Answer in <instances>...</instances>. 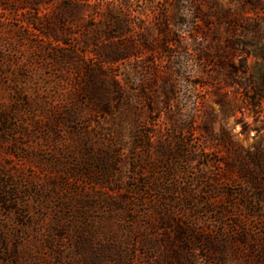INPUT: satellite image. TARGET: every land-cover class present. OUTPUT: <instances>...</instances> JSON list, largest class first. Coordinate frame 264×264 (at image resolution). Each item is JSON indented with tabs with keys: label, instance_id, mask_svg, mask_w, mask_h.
<instances>
[{
	"label": "rangeland",
	"instance_id": "obj_1",
	"mask_svg": "<svg viewBox=\"0 0 264 264\" xmlns=\"http://www.w3.org/2000/svg\"><path fill=\"white\" fill-rule=\"evenodd\" d=\"M185 1L201 33L188 70L181 59L145 54L118 66L133 71L127 96L138 100L140 128L104 115L91 75L107 6L121 0H81L64 44L50 35L53 6L38 13L34 0L0 1V189L11 194L0 208V264H170L172 248H184L178 224L208 237L222 230L224 264H264V173L262 185L254 177L264 172V0ZM130 4L128 40L140 47L142 28L157 37L176 0ZM173 30L192 36L180 23ZM228 43L251 54L237 85L219 54L198 60ZM82 52L87 60L74 55ZM206 128L227 129L232 142L208 140ZM211 190L213 210L231 201L261 213L215 218L205 205ZM208 237L193 245L203 264H215Z\"/></svg>",
	"mask_w": 264,
	"mask_h": 264
},
{
	"label": "trees",
	"instance_id": "obj_2",
	"mask_svg": "<svg viewBox=\"0 0 264 264\" xmlns=\"http://www.w3.org/2000/svg\"><path fill=\"white\" fill-rule=\"evenodd\" d=\"M121 2L122 3L119 7H116V5L113 4H108L107 6V14L105 17L106 24L102 32L103 35H101L102 38H104V43H102L99 50L100 62L91 70V75L95 78V85H99L104 91V96L101 98L102 100L98 102L99 108L104 115L111 119L121 121V125L128 121L129 123H133L137 128H140L137 113L138 100L132 102L127 96L128 82L133 71L129 68L128 70H125L123 74H120L118 72V66L124 62H131L138 57L139 54H145L148 56H154L155 63L158 58L161 59L166 56L170 58L171 63H174L175 58L181 59V61H185L180 62L181 66L185 70H188L189 61H195L194 57L196 53L197 55L198 53H201V50L196 49L197 46L195 45L196 41L201 39V33L194 27L198 19L197 12L191 5L183 6L184 3H186L185 0H176L174 8L161 20L159 37L157 36L153 38L148 34V31L144 30L145 28H142L143 34L141 36V44L140 47H138L136 44L128 40V36L133 29L131 14L129 11L131 0H121ZM42 3L51 5L56 10V20L49 24L50 35L54 41L64 44V41H67V38L70 36L64 31L73 24V20H71L72 18L70 17L73 10L76 8H82L83 4L81 3V0H34V7L38 13L40 12ZM0 5L2 6L3 4ZM228 17V13H224V18L228 19ZM175 23H180L182 27H189L192 36L188 38L186 35L182 34V32L173 30ZM190 40L195 45V48L194 45H190ZM189 46L190 48H193L192 51H194L195 55L190 53L188 49ZM242 46L244 48L247 47L245 44H242ZM173 47L177 49V51H175V49L172 51ZM244 48L239 50L236 45L231 43H228L226 47L221 46L219 49L215 50L205 48L204 52L201 54V58L198 60L212 62L215 54H219L217 57L218 61L230 64L228 67H225L229 73L228 79H231V81L237 85L236 78H238L241 73L245 74L248 71V62L246 58L251 54L244 51ZM74 55H77L82 60H87L90 56V52L76 53ZM235 58H240V60H242L241 65L236 66L233 63ZM155 63L152 62L150 65L153 73H155L157 69L154 66ZM169 72V75L172 76V70ZM165 87H167V92H164V95L169 97V95H172L174 86L173 89L170 88V82L167 80L165 81ZM145 90H147L146 86ZM156 99H158V96L157 94H154L152 98L148 100V105L151 107L150 113L156 112L155 105L158 103L156 102ZM171 99V97L168 98V101H171ZM212 121V119L207 120V122L205 120V122L208 123V128L213 123ZM208 128H206L208 140L218 141L224 144H230L232 142L231 134L227 129L222 128L219 133H214ZM147 135L148 140H150L154 136V133L148 132ZM263 173V171L254 173V177L257 178V184L262 185L263 181L261 180H263ZM260 191L262 190L260 189ZM214 192L215 190L209 192L205 205L210 209L211 214L216 216L215 218L220 217L221 219L228 216L250 217L251 215L256 216L261 213V210L256 206L235 204L231 201L218 204L221 205V207H216L217 209L213 210L214 205L212 199L215 198L213 196ZM10 196L11 194L7 192L4 187L0 189V208L3 210H5L7 205L11 203ZM226 197L230 198L228 195ZM11 210L12 209H9L8 211ZM175 229L177 232V239L179 242L184 243V248H177V246H174L171 250V260H169V263L203 264L193 244L194 237L196 236L204 238L208 237L205 236V232L198 231L196 228L184 226L182 224H178ZM222 237L223 232L220 229L215 232L213 237H208L213 238V242H217V244L215 243V252H217L218 256L215 264H224L225 261V244ZM262 249L264 251V246H262Z\"/></svg>",
	"mask_w": 264,
	"mask_h": 264
}]
</instances>
